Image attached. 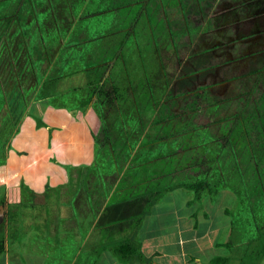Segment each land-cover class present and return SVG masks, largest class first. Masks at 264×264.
<instances>
[{"label": "rangeland", "instance_id": "374dc122", "mask_svg": "<svg viewBox=\"0 0 264 264\" xmlns=\"http://www.w3.org/2000/svg\"><path fill=\"white\" fill-rule=\"evenodd\" d=\"M48 110L87 111L93 161L44 196L22 190L23 211L11 210V247L34 228L55 258L93 264L101 242L129 236L98 224L122 195V175L156 177L164 169L157 159L171 171L186 168L169 177L173 184L203 185L205 203L224 205L236 243L251 238L253 215L264 225V0H0V148L25 117L38 111L45 122ZM72 119L62 124L74 130L79 118ZM105 131L123 133L129 168L121 174L111 149L95 153ZM172 193L192 206V193ZM202 203L194 215L207 219ZM174 205L168 194L154 208ZM57 225L63 234L53 233ZM177 233L166 237L181 240L169 254L178 260L230 252L217 247L202 257Z\"/></svg>", "mask_w": 264, "mask_h": 264}, {"label": "crops", "instance_id": "0c3cea01", "mask_svg": "<svg viewBox=\"0 0 264 264\" xmlns=\"http://www.w3.org/2000/svg\"><path fill=\"white\" fill-rule=\"evenodd\" d=\"M44 118L46 126L38 129L37 120L40 119L38 111H34L29 118L25 117L15 134V139L10 141L7 147L4 143L3 148H0V161H3V158L6 160L4 167L0 169V241H4L5 244L4 252L0 255V264L74 263L73 257L55 258L49 240L34 228L26 230V237L15 241L13 247L8 240L11 234L9 228L12 224L10 221L12 208L23 211L25 207L23 189L36 196H44L49 189L54 190L69 184L70 166L89 167L93 161L94 146L93 135L89 132L90 127L87 129L84 123H76L73 130L63 125L62 122L73 120L68 111L48 110L44 113ZM95 120L96 118L92 119ZM82 131L88 133L81 134ZM71 133H74V136L68 137ZM170 195H173L176 205L170 208L153 206L150 216L144 221L147 226L137 232L135 242L141 244V252L147 258L155 255L154 264H208L207 261L211 257L219 254L209 252V257L205 261L199 255L196 263H190L186 255L185 259L178 260L176 256L169 254L173 250L172 246H180L182 249L181 240L177 237V243L171 244L166 236L168 233L176 234L178 229V233H185L188 241L192 242L186 250L195 249L203 257L204 250L217 248L216 245L224 243V239L229 238L231 234V219L221 211L224 205L221 204L219 208L205 203L203 199L202 209L208 217L205 219L203 213L194 215L199 210L198 205L194 204L187 209L184 197L180 198L178 194L173 193ZM22 211H19L20 214H24ZM215 213L217 214L214 215ZM63 230H65L64 226L57 225L53 228V233L59 231L63 234ZM219 235L223 236L222 242L218 241ZM14 249L16 252H12ZM229 256L230 253L227 254V258ZM93 264L120 263L111 252L104 251L95 257ZM257 264H264V258H261Z\"/></svg>", "mask_w": 264, "mask_h": 264}, {"label": "trees", "instance_id": "16d2710c", "mask_svg": "<svg viewBox=\"0 0 264 264\" xmlns=\"http://www.w3.org/2000/svg\"><path fill=\"white\" fill-rule=\"evenodd\" d=\"M167 2L173 3V5H175L177 3V0H167ZM99 51L103 52L104 50ZM104 52L107 53V56L104 57L106 60L111 59L115 56V50H105ZM97 58H99V56ZM65 111L69 112V110ZM69 113L71 114L72 118H79V120H77V123H82V121L89 122L91 125V131L95 128V124H91L89 118L88 121L85 120V117H87L88 115L87 111H83L80 113H78L77 111H75V113L70 111ZM90 115H92V113H90ZM45 126L46 125L44 122L40 121V119L37 120L38 129ZM105 132L107 134L102 139V142H98L97 140L95 143V150H97L96 154L97 152L98 154L100 153V149H111L114 154V161L116 164H118L117 170L119 174H121L124 170H128L129 168V165L126 166L125 160V156H127V150L123 148L124 146L126 147V145L122 141V138H120L123 133H121V131H119L118 133H113V131L111 133H109L108 131ZM160 160L161 159L156 160V169L158 167H163L164 169L161 168L160 170H157L156 177H152L151 174L144 177L143 173H138V171L128 174L130 180H126L124 178L127 175V172L122 175V179L119 182L120 185L117 187V190L122 188V195L119 197L115 205H112L111 207L108 206L106 208V210L102 214V217L98 221V224L101 227H106L108 229L114 227L115 229L120 231H127L129 236L124 240H116L112 238L101 242L98 251L99 255L102 254L103 251H109L120 264H154L155 255L153 257L147 258L141 252V244L135 242V235L138 231L141 230L144 221L150 216L151 208L162 201V199L166 195L171 194L178 189H184V191L193 194V200L189 203V205H193L195 202L201 203L204 199L205 187L203 188V185H189L188 183H180V185H177L173 184L170 181L169 177L174 176L175 173H178L180 171H185L186 168H174L173 171H171L168 167V164L166 162H161ZM172 162H175L174 158ZM89 168L90 166L88 167L85 165L80 167L70 166L69 171H80ZM189 169L190 168H188V170ZM253 217L256 222L252 224L253 230L247 231L251 233L252 236L247 240L246 244L241 246L240 240L239 243H236V240L233 237L234 231L231 230L229 242L227 244H218L216 246L229 249V253H231L232 258L215 256L210 264H227L231 261L232 264H234V256L238 258L237 264H257L261 260V258H264V225L262 226V224H258V219L254 215ZM263 220L264 219H262V221ZM231 229H233L232 226ZM0 242L1 255L4 252L5 244L4 241ZM236 246L238 248L234 249L236 248ZM239 252H241V255L237 254ZM240 258L242 259V262H240Z\"/></svg>", "mask_w": 264, "mask_h": 264}]
</instances>
